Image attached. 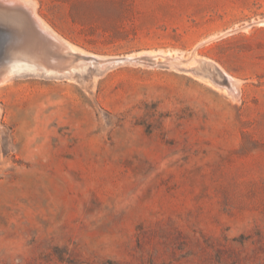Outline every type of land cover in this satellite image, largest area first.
<instances>
[{"label": "rangeland", "instance_id": "374dc122", "mask_svg": "<svg viewBox=\"0 0 264 264\" xmlns=\"http://www.w3.org/2000/svg\"><path fill=\"white\" fill-rule=\"evenodd\" d=\"M11 4L0 264H264V0Z\"/></svg>", "mask_w": 264, "mask_h": 264}, {"label": "bare ground", "instance_id": "6f19581e", "mask_svg": "<svg viewBox=\"0 0 264 264\" xmlns=\"http://www.w3.org/2000/svg\"><path fill=\"white\" fill-rule=\"evenodd\" d=\"M15 2H18V0H0V6L1 5H5V6H8V4H11V3H15ZM25 2V1H24ZM3 3V4H2ZM23 3V2H22ZM30 3V2H29ZM18 4V3H17ZM12 5V4H11ZM2 7V6H1ZM9 8V7H8ZM34 8V7H33ZM32 7L29 6V13H30V16L32 21L35 23V25L37 26V29L40 30V33L41 34H44L46 39L48 40H51L53 41V43H55L54 45H57L58 48H63L64 46L65 47H68L71 51L70 52H75L78 54V56L84 60V64H88L87 61H90V63H93V61H97L99 63V65L102 67V68H106L110 65H114V64H118L119 62H125L124 60H129V62H132V63H136L138 60L141 61L140 56H135V55H128V56H124V57H117V58H106V57H102V56H98V55H94V54H91V53H88V52H85L83 50H81L80 48H76L75 46L69 44V43H66L65 41L62 40V38H60L59 36H57V34H52L49 32V28L46 26V24L43 22V20L38 16V14L36 13V11L33 9ZM7 9V8H6ZM11 13L9 12H3V11H0V16H2L3 18H8V19H11L13 20L14 18V12L10 10ZM22 20V19H21ZM7 21V19H6ZM1 22V21H0ZM25 22V20H24ZM27 22V21H26ZM256 22V21H255ZM260 24H264V20L260 21L259 22ZM12 24V23H11ZM257 24V23H256ZM10 25V24H9ZM15 25V24H14ZM28 25V24H27ZM26 25V26H27ZM249 26V24H247ZM14 27V26H13ZM250 27V26H249ZM25 28V27H24ZM29 28V27H28ZM35 28V27H34ZM248 28V27H247ZM240 29V28H238ZM29 31L31 30L30 28L28 29ZM241 30V29H240ZM32 31V30H31ZM34 32H36L35 30H33ZM229 31V30H228ZM33 32V34H34ZM26 33V32H25ZM32 33V32H31ZM38 32H36L35 34H37ZM29 35V34H28ZM224 35V34H223ZM23 36V35H22ZM33 36V35H32ZM43 37V35H42ZM30 38V36H29ZM218 38V37H216ZM26 39V38H25ZM212 39V38H211ZM209 40V39H208ZM207 40V41H208ZM23 42V41H22ZM205 43V42H204ZM210 43V42H209ZM15 44V43H14ZM42 44V42H41ZM40 44V45H41ZM208 44V42H207ZM21 45V44H20ZM27 45V44H26ZM10 46V45H9ZM24 46V45H23ZM8 47V45H7ZM16 47V46H15ZM28 47V46H26ZM9 48V47H8ZM7 48V49H8ZM18 48V47H17ZM23 48V47H22ZM21 48V50H22ZM39 48V47H38ZM10 49H12L10 47ZM25 50V49H24ZM38 50V49H37ZM61 50V49H60ZM67 50V49H66ZM35 51V50H34ZM11 52V51H10ZM9 52V53H10ZM17 52H18V49H17ZM28 52V51H26ZM72 52V54H73ZM8 52H6L7 54ZM13 53V52H12ZM29 53V52H28ZM38 53V52H37ZM36 53V54H37ZM22 54H26V53H22ZM41 54V52H40ZM151 54V53H150ZM17 55H19V53H17ZM16 55V56H17ZM20 55H21V52H20ZM17 56L16 59L17 61L15 63H12V68H10L8 70V72L4 73V72H1L0 74V85H3L4 83H6L7 81H9L11 78H14V76L16 75V73L20 72V71H23V70H32V71H35V72H45L46 74L48 75H55L57 72V70L53 69L52 67H49L50 65H46V63L44 62L43 64L42 63H39L37 61H33V59H31L33 62L31 63H26L24 61V57L22 58L21 56ZM4 58H7L5 57V55H3ZM10 56V55H9ZM40 55L38 54V58ZM43 56V55H42ZM28 57V56H26ZM30 57V55H29ZM9 58V57H8ZM7 58V59H8ZM14 58V57H13ZM33 58V57H32ZM42 58V57H41ZM61 58V57H60ZM68 58V57H67ZM72 58V57H71ZM162 58V57H161ZM6 59V60H7ZM11 59V58H10ZM29 59H26V60H29ZM35 59H36V56H35ZM59 59V58H58ZM158 59V58H157ZM5 60V61H6ZM44 60V59H43ZM57 60V59H56ZM70 60V59H69ZM50 61V60H49ZM68 61V60H67ZM59 62V61H58ZM81 62V61H80ZM191 62V61H190ZM198 62V61H197ZM6 63V62H4ZM208 63V61L206 62ZM3 64V63H2ZM67 64V62H66ZM137 64V63H136ZM142 64V63H141ZM193 64V63H192ZM58 65V64H57ZM74 65V64H73ZM176 65V64H175ZM74 69V68H73ZM216 69L217 71L220 73V75L222 76L223 78V81L225 82H229V84L231 83L233 86H235V80L229 75L227 74L222 68L221 66H216ZM73 71V70H72ZM58 75V74H57ZM213 80V79H212ZM234 88V87H233Z\"/></svg>", "mask_w": 264, "mask_h": 264}, {"label": "water", "instance_id": "95a60500", "mask_svg": "<svg viewBox=\"0 0 264 264\" xmlns=\"http://www.w3.org/2000/svg\"><path fill=\"white\" fill-rule=\"evenodd\" d=\"M12 35V31L7 27H2L0 26V58L3 56L4 54V47H6L7 45H10L13 40L11 38ZM125 62H119V64H125V63H129V60H124ZM95 63H97V61H95ZM26 72H23L21 74H17L18 75H22L25 74Z\"/></svg>", "mask_w": 264, "mask_h": 264}]
</instances>
